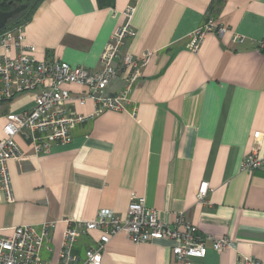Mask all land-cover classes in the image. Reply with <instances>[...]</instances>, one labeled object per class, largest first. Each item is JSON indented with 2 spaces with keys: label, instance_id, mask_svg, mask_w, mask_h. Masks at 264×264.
<instances>
[{
  "label": "crops",
  "instance_id": "obj_1",
  "mask_svg": "<svg viewBox=\"0 0 264 264\" xmlns=\"http://www.w3.org/2000/svg\"><path fill=\"white\" fill-rule=\"evenodd\" d=\"M44 0L25 27L26 43L39 62L100 69L101 55L113 32L136 8L137 36L122 52L154 53L134 87L130 109L107 111L78 125L72 140L35 156L23 136V154L9 162L13 203L0 205V229L58 222L53 259L59 252L66 220H94L100 211L125 218L133 195L174 224L195 226L198 236L228 238L234 248L217 253L208 243L200 264H264V171L241 166L252 151L264 160V0ZM211 15L229 29L211 34L198 54L189 36ZM234 35L246 42L234 46ZM4 52L0 49V55ZM68 110L93 113L79 97L80 86H67ZM124 77L108 88L119 95ZM35 92L0 102V138L8 114L34 107ZM209 184L205 202L201 185ZM183 230V226L180 228ZM101 237L80 238L74 253L85 252ZM169 242L135 245L125 233L105 246L102 264H180Z\"/></svg>",
  "mask_w": 264,
  "mask_h": 264
},
{
  "label": "built area",
  "instance_id": "obj_2",
  "mask_svg": "<svg viewBox=\"0 0 264 264\" xmlns=\"http://www.w3.org/2000/svg\"><path fill=\"white\" fill-rule=\"evenodd\" d=\"M136 8L129 6L123 12L125 21L110 37L100 59V69L93 71L83 67H72L67 63L37 61L33 48L26 43L25 27L0 32V102H8L16 95L35 92L34 107L21 114H8L2 126L0 138V205L3 199L13 203V192L8 164L23 154L16 142L17 136L29 141L35 156L46 155L53 146L66 145L72 140V131L107 111L126 112L130 109L132 93L143 77L154 53L146 51L140 57L123 54L126 41L137 36L132 27ZM229 29L220 26L209 14L206 21L189 36V49L198 54L211 34L223 36ZM246 42L242 36L234 35L232 44L241 46ZM264 48V45L261 46ZM124 77V89L119 95H109V86ZM80 86L86 93L79 97L82 104L90 100L94 111L88 115H75L68 110L71 93L67 86ZM245 172L264 171V160L257 151L247 156L241 166ZM210 192L204 182L199 190V200L205 202ZM58 254L50 260L45 253L54 252V232L58 222L49 221L41 226H20L0 229V264H102L105 246L110 240L125 233L133 244L169 242L174 258L180 264H200L206 258L208 243L217 253L234 248L228 238L218 240L213 236L200 237L195 226L179 218L174 224L162 219L155 209L148 208L143 197L133 195L125 218L111 211H100L91 221L71 222L66 220ZM183 226V230L180 228ZM92 231L101 232L100 239L86 252L84 259L74 250L80 238ZM245 264H259L249 259Z\"/></svg>",
  "mask_w": 264,
  "mask_h": 264
},
{
  "label": "trees",
  "instance_id": "obj_3",
  "mask_svg": "<svg viewBox=\"0 0 264 264\" xmlns=\"http://www.w3.org/2000/svg\"><path fill=\"white\" fill-rule=\"evenodd\" d=\"M11 0H4L0 3V10L3 12H9L12 11L13 8L12 6L9 5V2ZM19 1L21 0H16L18 5H23L22 3H20ZM44 0H27V3L29 7L22 12L21 14H19L18 16H16L7 26V28L3 31H7V30H13L19 26H26V24L28 22L31 21L33 15L35 14L36 10L38 9L39 5L43 2ZM100 3H103V0H98Z\"/></svg>",
  "mask_w": 264,
  "mask_h": 264
},
{
  "label": "water",
  "instance_id": "obj_4",
  "mask_svg": "<svg viewBox=\"0 0 264 264\" xmlns=\"http://www.w3.org/2000/svg\"><path fill=\"white\" fill-rule=\"evenodd\" d=\"M4 0H0V3ZM9 5L12 6L13 10L9 12H3L0 10V32L5 30L8 26V24L19 14L24 12L29 5H18L16 0H11L9 2Z\"/></svg>",
  "mask_w": 264,
  "mask_h": 264
},
{
  "label": "rangeland",
  "instance_id": "obj_5",
  "mask_svg": "<svg viewBox=\"0 0 264 264\" xmlns=\"http://www.w3.org/2000/svg\"><path fill=\"white\" fill-rule=\"evenodd\" d=\"M20 3H22L23 5H25V3H27V0H21L19 1ZM44 258H46V256L44 255Z\"/></svg>",
  "mask_w": 264,
  "mask_h": 264
}]
</instances>
